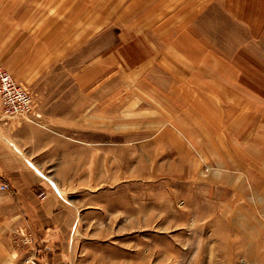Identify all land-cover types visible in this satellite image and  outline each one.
Masks as SVG:
<instances>
[{"label":"rangeland","instance_id":"1","mask_svg":"<svg viewBox=\"0 0 264 264\" xmlns=\"http://www.w3.org/2000/svg\"><path fill=\"white\" fill-rule=\"evenodd\" d=\"M94 2L0 0V66L33 104L0 124L95 151L56 189L79 211L66 263L0 229V264H264V0Z\"/></svg>","mask_w":264,"mask_h":264},{"label":"crops","instance_id":"2","mask_svg":"<svg viewBox=\"0 0 264 264\" xmlns=\"http://www.w3.org/2000/svg\"><path fill=\"white\" fill-rule=\"evenodd\" d=\"M48 121L46 128L21 119L0 124V229L29 235L40 248L39 263H66L79 211L57 190L75 192L81 162L95 151L81 147L79 133L64 134Z\"/></svg>","mask_w":264,"mask_h":264},{"label":"built area","instance_id":"3","mask_svg":"<svg viewBox=\"0 0 264 264\" xmlns=\"http://www.w3.org/2000/svg\"><path fill=\"white\" fill-rule=\"evenodd\" d=\"M0 102L6 116L24 118L32 115L33 104L31 96L1 66ZM28 121L32 123V119ZM7 188V186L2 187L3 190ZM45 197V193L39 194L40 199H45Z\"/></svg>","mask_w":264,"mask_h":264},{"label":"bare ground","instance_id":"4","mask_svg":"<svg viewBox=\"0 0 264 264\" xmlns=\"http://www.w3.org/2000/svg\"><path fill=\"white\" fill-rule=\"evenodd\" d=\"M109 0H95V5H101V4H103V3H105V2H108ZM119 5H122V3H119L118 5H115L114 6V8L112 7V9H110L109 10V12L107 13V18L105 19V20H103L104 22L107 20V19H110L111 20V17H112V13H113V11L114 10H116L117 8H118V6ZM86 6V5H85ZM83 7V9L78 13V15L76 16V20L78 21L79 20V18L83 15V13L84 12H86V11H88V6H86V7ZM121 8V7H120ZM118 10H120V9H117L116 11H118ZM120 12H122L121 10H120ZM116 13V12H115ZM102 14V13H101ZM130 15V14H129ZM131 17V16H130ZM91 22H93V23H97L98 22V24L100 23V19L98 18V16L97 15H93V16H91ZM76 42H80V39H79V35H78V39L77 40H72V43H76ZM258 143V142H257Z\"/></svg>","mask_w":264,"mask_h":264}]
</instances>
